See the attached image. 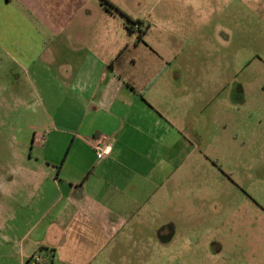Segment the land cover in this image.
<instances>
[{
  "label": "crops",
  "instance_id": "crops-1",
  "mask_svg": "<svg viewBox=\"0 0 264 264\" xmlns=\"http://www.w3.org/2000/svg\"><path fill=\"white\" fill-rule=\"evenodd\" d=\"M128 22L104 0H0V105L23 104L18 120L35 121L18 125L0 174V264H35L45 251L51 264L137 260L139 246L173 240L159 205L173 213L176 146L193 151L191 123L172 107L185 98L181 82L162 83L166 66L146 80L134 69L148 43L130 44ZM94 139L110 155L98 158Z\"/></svg>",
  "mask_w": 264,
  "mask_h": 264
},
{
  "label": "rangeland",
  "instance_id": "rangeland-1",
  "mask_svg": "<svg viewBox=\"0 0 264 264\" xmlns=\"http://www.w3.org/2000/svg\"><path fill=\"white\" fill-rule=\"evenodd\" d=\"M124 2L122 9L139 21L130 44L141 27L147 31L148 44L134 69L146 70V80L150 71L166 66L162 83H182L185 99L172 107L189 116L194 146L187 153L176 146L181 161L172 184L173 213L163 201L159 205L157 222L175 221L169 244L139 246L137 260L72 264H264V0ZM73 12L68 9V16ZM127 54L135 55V48ZM6 81L9 73L0 70L1 84ZM2 103L0 174L7 179L14 132L35 121L18 120L23 104ZM36 153L29 149L27 156ZM213 242L222 246L219 251H213ZM45 252L39 264H51Z\"/></svg>",
  "mask_w": 264,
  "mask_h": 264
},
{
  "label": "built area",
  "instance_id": "built-area-1",
  "mask_svg": "<svg viewBox=\"0 0 264 264\" xmlns=\"http://www.w3.org/2000/svg\"><path fill=\"white\" fill-rule=\"evenodd\" d=\"M93 147L97 153L98 158L102 159L112 152V145L110 143H106L104 141L94 139V142H92ZM34 261L36 263H39L41 261L40 256H36Z\"/></svg>",
  "mask_w": 264,
  "mask_h": 264
},
{
  "label": "trees",
  "instance_id": "trees-1",
  "mask_svg": "<svg viewBox=\"0 0 264 264\" xmlns=\"http://www.w3.org/2000/svg\"><path fill=\"white\" fill-rule=\"evenodd\" d=\"M105 2H107V4L110 7H113L114 9L120 11V13L124 14L125 16H127L128 21H129V31H134L135 26L139 25V21L134 19L131 15L127 14L125 11H123L122 9H120L119 7H117L116 5H114L113 3H111L109 0H104ZM39 264V263H37Z\"/></svg>",
  "mask_w": 264,
  "mask_h": 264
},
{
  "label": "flooded vegetation",
  "instance_id": "flooded-vegetation-1",
  "mask_svg": "<svg viewBox=\"0 0 264 264\" xmlns=\"http://www.w3.org/2000/svg\"><path fill=\"white\" fill-rule=\"evenodd\" d=\"M137 26H138V25H137ZM139 29H140V26H139ZM146 32H147V31H146V30H143V28L141 27L140 32H139V33H141L140 35H145ZM221 247H222V246L219 245V244H215V243H214V244H211V248H212L213 251H215V252L219 251Z\"/></svg>",
  "mask_w": 264,
  "mask_h": 264
}]
</instances>
